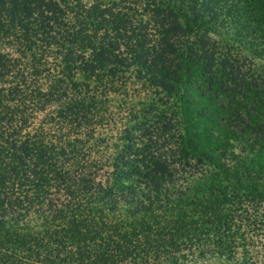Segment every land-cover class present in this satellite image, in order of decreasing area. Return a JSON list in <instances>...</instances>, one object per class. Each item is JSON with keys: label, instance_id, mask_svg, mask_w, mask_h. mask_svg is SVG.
<instances>
[{"label": "trees", "instance_id": "1", "mask_svg": "<svg viewBox=\"0 0 264 264\" xmlns=\"http://www.w3.org/2000/svg\"><path fill=\"white\" fill-rule=\"evenodd\" d=\"M248 47L264 0H0V264H264Z\"/></svg>", "mask_w": 264, "mask_h": 264}, {"label": "rangeland", "instance_id": "2", "mask_svg": "<svg viewBox=\"0 0 264 264\" xmlns=\"http://www.w3.org/2000/svg\"><path fill=\"white\" fill-rule=\"evenodd\" d=\"M255 50H258V49H254V48L248 47V49L246 48V50H244V54L251 55V57H254V63L256 65V67L259 69V71H264V57L261 54H259V53H255L254 52ZM262 209L263 208H260L258 210V212H259V214L261 216H263L262 214H263V210H264V209L263 210ZM260 215H257V219L260 218V221L263 224V218H261ZM243 250H244L243 247H239L237 249V254L241 256V254H243ZM257 250H258V252H260L262 250V248H260V245H259ZM262 254H264V252ZM261 260L264 261V258L261 257ZM196 264H235V262L234 261H229L226 257H222V258H218V257H213V258L203 257L202 259L197 261Z\"/></svg>", "mask_w": 264, "mask_h": 264}]
</instances>
